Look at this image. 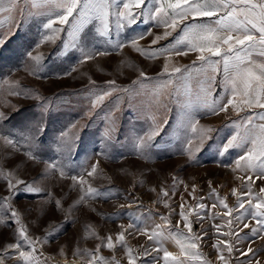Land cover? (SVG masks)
Listing matches in <instances>:
<instances>
[{
    "label": "snow or ice",
    "instance_id": "6c2138e0",
    "mask_svg": "<svg viewBox=\"0 0 264 264\" xmlns=\"http://www.w3.org/2000/svg\"><path fill=\"white\" fill-rule=\"evenodd\" d=\"M17 15L21 22L25 17L41 18L43 32L34 46L36 49L45 43L55 44L57 40H61L63 49L58 54L67 55L70 50H76L80 53V64L97 56L109 55L125 46H130L150 60L165 57L162 73L158 75H167L168 78L145 93L150 97L147 107L160 103L161 97L165 95L180 98L176 100L181 109L176 135L183 144L182 154H186L189 161L198 163L196 153L207 142L212 141V134L218 131L200 125L196 113L201 109L206 115L218 116L223 113L229 117L226 127H231L233 131L223 143L217 145V155L223 158L230 150L241 152L232 169L234 172L244 173V176L237 177L241 180V186L231 189V195L235 197L234 205H230L226 197H221L211 187V181L208 196L197 198L196 185H192L189 191L187 184L173 176L172 189L183 185L188 196L196 200L194 206L188 204L181 195L184 202L176 212L169 203L176 192L161 187L154 203H163L171 211L169 215H160V223L149 224L153 217L151 211L143 219L129 213L127 226L119 224L120 230L115 234L109 233L106 237L98 236L91 225H86L83 238H95L100 242L93 249L80 248L77 244L72 252L73 260L65 259V264H76L77 261L80 264H160L161 260L163 264H212L202 251V243L206 240H213L211 247L216 253L217 264H264V255H261L264 253V245L255 248L252 246L256 240L264 241V0H0V26L7 22L10 30ZM138 19L144 23L153 21L155 26L165 29L162 34L154 35L147 48L139 41L146 34L152 35L150 31L119 39L124 30L136 24ZM90 25L94 27L96 35L103 39L106 47L87 45L86 29ZM173 33H178L173 37V42L153 47L161 40L173 36ZM4 36L5 33L0 32V45L6 43ZM189 53H196V60L191 65L175 66L170 63L171 57L187 56ZM27 56L34 62L30 74L36 75L42 66L43 56L39 53L34 55L32 51ZM142 78L150 79L140 70L132 84L139 83L142 86ZM89 84L96 89L89 96V116L99 115L96 109L101 108L105 100L114 93L141 95L135 88L118 87L115 80L106 81L104 88L97 87L96 82L91 79ZM217 87H222L223 95L214 98L213 90ZM7 91L12 96L44 100L38 94L24 89L18 81L10 83ZM121 99L122 97L117 96L116 103L105 117L110 126L103 132L102 143L112 141L113 133L118 132L114 116L120 110ZM40 106L45 112L50 107L47 102ZM230 113H235L237 118L231 119ZM9 119L11 117L7 113L0 111V129ZM168 123V118L158 122L155 115H152L148 128L134 135L132 152L146 158L148 151L155 146L156 137L160 136ZM70 127L75 128L76 125L72 124ZM45 131L46 126L43 125H31L24 130L13 129L8 132L0 130V178L3 179L7 192V195L0 196V225L16 226L15 242L0 248V264H7L11 259H15L16 264H49L50 257H46L37 245L42 248L49 243L59 229L50 226L45 230L43 238L33 237L22 222L19 210L12 203L20 191L38 194L44 190L34 186L35 182L15 177L14 171L4 169L2 164L3 152L7 149H11L13 154H23L34 163L40 162L39 142ZM79 140V134L70 139L66 129L58 134L55 151L60 156H71L78 149ZM98 155L107 154L100 152ZM60 156L43 161L44 173L70 178L74 182L73 187L79 188L80 195L69 209H64L62 200L56 199L49 192V201L54 202L58 211L67 213L72 207L86 204L89 199L107 200L112 197L111 189L101 191L85 178V173L87 177H93L97 173L99 161L90 170L81 165L79 173L69 175L70 165ZM221 166L224 165L221 163ZM150 191L157 190L153 187ZM206 199L212 200L210 207L204 203ZM138 206L143 207V202H139ZM120 207L123 208L124 205ZM217 207L223 210L222 213L212 211ZM172 214L179 217L175 225L171 223ZM205 220L210 222L209 228L196 231V225L203 224ZM216 220L221 223H216ZM68 222L66 218L65 223ZM129 236H143L149 243L141 245V250H137L129 245ZM165 240H172L178 251L167 250L163 246ZM245 244L247 247H244ZM118 247L125 253L123 262L115 256L108 258L102 255V249L106 248L114 253ZM59 252L67 256L63 247Z\"/></svg>",
    "mask_w": 264,
    "mask_h": 264
},
{
    "label": "rangeland",
    "instance_id": "374dc122",
    "mask_svg": "<svg viewBox=\"0 0 264 264\" xmlns=\"http://www.w3.org/2000/svg\"><path fill=\"white\" fill-rule=\"evenodd\" d=\"M86 31L88 32L86 43L89 47L107 46L103 39L96 35L93 26L90 25ZM149 31L152 35L146 34L144 39L139 41L145 48L150 45L154 35L162 34L165 29L162 26H155L153 21L144 23L138 19L136 24L124 30L119 39L123 40ZM0 32L5 33L6 41L5 44L0 45V111H4L11 117L4 122L0 130L8 132L13 129L24 130L31 125L46 126V131L39 142L40 162L34 163L27 160L23 154H13L11 149H7L3 152L2 164L4 169L14 171L15 177L30 183L35 182L34 186L44 190L38 194L20 191L12 203L19 210L22 222L33 237L43 238L45 230L50 226L59 229L49 243L44 244L42 248L39 244L37 245L46 257H50L49 264H65V259L73 260L72 252L77 244L80 248H95L100 242L98 239L83 238L86 225H91L98 236L106 237L109 233H117L120 230L119 224L127 226L129 213L133 217L139 216L143 219L151 211L153 217L149 224L160 223V215H169L171 211L165 208L163 203H154L161 187L168 188L170 192H176V195L169 199L171 208L176 212L179 211V205L184 200L194 206L196 200L188 196L183 185L172 189L173 176L187 184L189 191L192 185H196L197 198L208 196L209 181H211V187L215 188L221 197H226L230 205L235 204L231 189L241 186V180L237 177L244 176V173L234 172L232 169L235 166L234 161L241 152L230 150L221 158L216 151L217 145L223 143L233 131L231 127H226L229 117L223 113L218 116L206 115L203 109L196 113L201 126L218 130L212 134L214 139L207 142L204 148L196 153L197 163L189 161L187 155L182 154L183 144L181 138L176 135L177 121L181 111L176 100L180 98L175 95L171 97L165 95L161 97L160 103L153 104L151 108L147 107L150 97L145 93L168 78L167 75H158L162 73L165 57L150 60L141 56L130 46H125L109 55L97 56L93 60L80 64L78 63L80 53L76 50H70L67 55L58 54L63 49L61 40H57L55 44L45 43L38 49L34 47L43 32L41 18L25 17L21 22L20 16L17 15L11 29L9 30L6 22L0 26ZM177 34L173 33V36L167 40H161L153 47L173 42V37ZM62 36L67 39L66 35L62 34ZM113 36L115 37V32ZM29 51H32L34 55L39 53L43 56L42 66L37 70L36 75L30 74L34 62L27 56ZM194 60H196V53H189L187 56L171 57L170 63L175 66H185L191 65ZM73 68L76 70L73 71ZM140 70H143L150 79L142 78V86L139 83L133 85L132 81L137 79ZM90 79L94 80L99 88L106 87V81L115 80L118 87L135 88L141 95L129 96L124 93H114L112 97L105 100L101 108L96 109L99 115L89 116V96L91 91L96 90L89 84ZM217 79L219 80L220 77ZM16 81L24 89L32 94H38L44 100L8 95L9 84ZM218 95H223L222 87L213 90V97ZM117 96L122 97L119 102L120 110L114 116L118 132L113 133L112 141L102 143L103 132L110 126V122L105 117L116 103ZM44 102L50 105L47 112L40 106ZM152 115H155L158 122L168 118L169 123L164 126L160 136L156 137L155 146L148 151L145 158L132 152V139L135 134L148 128ZM229 115L231 119L237 118L235 113ZM72 124L76 127L71 128ZM66 129L70 139H74L79 134V147L71 156L67 154L60 156L55 151L56 140L58 134ZM100 152L107 155H98ZM58 156L70 165L69 175L79 173L81 165L90 170L91 166L99 161L97 173L93 177H87L85 173V178L93 187L101 191L111 189L112 197L107 200L89 199L86 204L72 207L67 213L58 211L54 202L49 201V192L56 199L62 200L64 209H69L80 195L79 188L73 187L74 182L70 178H60L55 173L51 175L44 173L43 161L52 160ZM122 156L126 158L120 159ZM221 163L224 166H221ZM257 183L260 184L259 181ZM153 187L156 188V192L150 191ZM4 195H7L5 183L0 178V196ZM181 195L184 200L181 199ZM134 200L136 203H133ZM141 201L143 207L138 206ZM204 203L210 207L212 200L206 199ZM120 205L124 207L121 208ZM212 211L222 213L223 210L217 207ZM105 217H112V219H105ZM66 218L68 223H65ZM170 219L172 225H175L179 217L172 214ZM215 222L221 223L220 220ZM209 224L210 222L205 220L203 224L196 225L195 230L208 229ZM15 227V225L12 227L0 225V248L7 243L15 242ZM209 235H212L211 231ZM212 242L213 240H206L201 247L212 264H217L216 253L211 247ZM128 243L133 248L141 250L140 246L147 245L149 242L143 236H129ZM260 245H264V241L256 240L252 246L255 248ZM163 246L169 251H178L172 240L163 241ZM61 247L64 248L66 257L60 254ZM244 247L247 245L245 244ZM102 255L108 258L115 256L122 262L125 260V253L119 247L114 253L106 248L102 249ZM7 264H16V260H8ZM76 264L80 262L77 261ZM160 264H163L162 260Z\"/></svg>",
    "mask_w": 264,
    "mask_h": 264
}]
</instances>
